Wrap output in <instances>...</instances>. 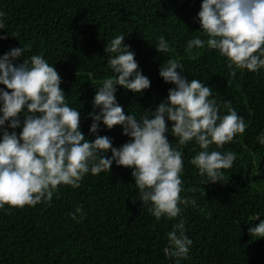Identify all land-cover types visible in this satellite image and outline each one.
<instances>
[{"label": "trees", "instance_id": "16d2710c", "mask_svg": "<svg viewBox=\"0 0 264 264\" xmlns=\"http://www.w3.org/2000/svg\"><path fill=\"white\" fill-rule=\"evenodd\" d=\"M201 4L202 0H0V12L6 14L0 36L8 37L0 40V56L21 46L27 50L17 63L40 55L54 66L67 104L81 113L86 139H95L89 134L88 114L96 88L113 76L104 48L117 35H125L124 44L151 81L143 95L117 85L116 99L125 115L139 119L167 97L174 85L162 80L159 69L175 58L183 64L184 76L211 87L210 99L221 105L230 101L247 125L223 148L209 149L236 153L232 168L224 170L227 184H206L207 178L198 174L190 163L201 150L195 140L180 146V195L195 200L196 206L180 205L182 213L175 219L157 221L148 211L150 205L138 200L132 169L115 162L111 172L86 174L79 188L59 186L50 203L22 209L5 205L0 208V264H176L163 249L180 219L193 243L179 264H264V237H252L248 231L264 220V145L257 140L264 133V69L237 70L233 77L218 51L205 45L186 52L188 40L206 39L197 19ZM160 37L170 52H157ZM222 114H227L223 108ZM166 122L170 129L172 122ZM96 135L110 137L117 148L129 139L121 126L109 130L102 123ZM166 135L175 146L171 132ZM79 205L84 216L78 215L77 223L70 214ZM254 216L259 218L253 221Z\"/></svg>", "mask_w": 264, "mask_h": 264}, {"label": "clouds", "instance_id": "9594fccd", "mask_svg": "<svg viewBox=\"0 0 264 264\" xmlns=\"http://www.w3.org/2000/svg\"><path fill=\"white\" fill-rule=\"evenodd\" d=\"M5 15L0 12V29L5 28ZM197 19L199 32L206 39L197 36L188 40L186 52L205 45L218 51L226 57L233 77L237 70L255 73L264 69V0H202ZM7 38L0 36V40ZM124 40L125 35H117L104 48L113 76L96 88L93 111L88 114L92 120L89 134L95 135L94 141L82 133L81 113L67 104L62 78L54 66L40 55L17 63L27 50L21 46L0 56V85L4 86L0 88V208L50 203L59 186L79 188L86 174L111 172L115 162L132 169L138 200L150 205L148 211L157 221L161 217L178 218L180 205L196 206L195 200L180 195L184 162L179 149L193 140L201 149L190 161L198 174L207 178L206 184H227L224 170L232 168L236 153L209 149L212 145L223 148L244 133L247 125L243 117L230 101L221 105L210 99L212 88L184 76L183 64L175 58H169L159 69L162 80L174 85L167 97L155 110L151 108V113L149 108L144 110L139 119L134 114L125 115L116 99L117 85L143 95L151 81L139 70L135 53ZM155 49L170 52L164 37L159 38ZM222 108L227 114H222ZM166 121L172 122L170 129ZM101 123L109 130L121 126L128 141L113 147L110 137L96 135ZM169 132L177 140L175 146L166 135ZM257 140L264 145V133ZM70 215L79 223L84 216L83 205ZM186 231L185 221L180 219L167 234L168 246L163 251L167 257H175L176 264L188 257L193 243ZM248 231L252 237H264V220Z\"/></svg>", "mask_w": 264, "mask_h": 264}]
</instances>
